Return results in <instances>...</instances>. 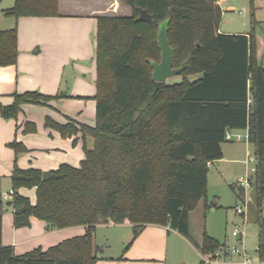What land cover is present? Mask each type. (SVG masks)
<instances>
[{
	"label": "trees",
	"instance_id": "trees-1",
	"mask_svg": "<svg viewBox=\"0 0 264 264\" xmlns=\"http://www.w3.org/2000/svg\"><path fill=\"white\" fill-rule=\"evenodd\" d=\"M122 1L129 16L96 17L94 126L44 121L63 138L89 135L93 148L83 145L78 168L62 164L42 172L14 164L10 177L14 228L28 227L34 217L48 229L83 226L85 233L20 256L0 247V264H97L102 249L94 232L101 224H131L134 237L148 224L169 226L190 240L188 216L207 195L209 164L222 158L225 132L245 128L257 159L253 218L264 261V68L253 32L220 33L223 11L215 0ZM248 2L253 10L254 0ZM138 9L151 22L138 20ZM2 14L15 20L59 16L57 0H14ZM166 19L172 67L186 63L181 80L171 84L151 76V63L160 61L158 25ZM17 57V28L0 31V67L15 65ZM62 97L16 94L10 105L0 104V117L16 119L24 104ZM30 125L24 132L35 131ZM8 147L16 157L23 152L16 141ZM230 187L241 199L243 191ZM23 188L35 189L34 204L18 193ZM196 246L209 258L224 247L206 233Z\"/></svg>",
	"mask_w": 264,
	"mask_h": 264
},
{
	"label": "crops",
	"instance_id": "crops-1",
	"mask_svg": "<svg viewBox=\"0 0 264 264\" xmlns=\"http://www.w3.org/2000/svg\"><path fill=\"white\" fill-rule=\"evenodd\" d=\"M13 5L14 0L7 3L0 0V31L17 28L18 50L15 65L0 67V104L10 105L14 95L26 92H37L48 97L64 95L46 105L24 104L16 119L5 120L0 117V247L11 246L14 254L20 256L37 248L45 251L66 239L85 233L83 226L48 229L45 222L34 217L30 219L28 227L14 228L12 209L10 206L3 207L2 199L6 200L4 197L12 191L10 177L14 164L21 170L37 169L42 172L55 170L62 164L78 168L84 159L83 145L88 149L93 148L94 140L89 135L84 140L80 133L63 138L56 130L46 128L44 121L49 116L60 124L72 122L94 126L96 17L129 16L131 9L122 0H57L59 16L21 17L15 20L2 14ZM222 11L235 9L233 5H227ZM219 32L233 35L248 33L222 32L220 29ZM259 57L257 50L258 63ZM197 78L198 75L188 77L190 81ZM250 101L251 96L248 95ZM30 124L35 126V131L24 132L25 127L31 128ZM245 129L243 134L242 130L230 132L244 137L247 134ZM13 141L23 148L17 157L8 147ZM250 146L244 138L223 143L222 158L209 164L207 188L220 190L223 181H228L226 178L231 176V166L244 162L243 158L249 154ZM212 166L213 171L210 172ZM4 188H10L8 194ZM18 193L27 197L31 204L35 203V189L23 188ZM235 195L237 197L236 192ZM213 197L215 199L216 196ZM199 203L188 216L189 234L194 244L169 226L148 224L134 237L131 224L97 225L94 243L102 249L97 264H176L177 259L183 260L184 251L181 249L191 250L197 255V260L191 264L203 263L206 257L196 245L201 244L203 234L207 232L202 229L193 236L191 220L202 221L209 207L217 203ZM200 205L202 208L197 210ZM100 229L102 238L98 243ZM110 241L115 248L111 249ZM217 242L222 244L219 240ZM173 248L175 253H172ZM183 263L186 261L183 260Z\"/></svg>",
	"mask_w": 264,
	"mask_h": 264
},
{
	"label": "rangeland",
	"instance_id": "rangeland-1",
	"mask_svg": "<svg viewBox=\"0 0 264 264\" xmlns=\"http://www.w3.org/2000/svg\"><path fill=\"white\" fill-rule=\"evenodd\" d=\"M11 0H5V3ZM233 5L235 11L223 12L222 20L219 29L222 32H234L245 33L252 31L257 40V50L259 52V63L264 67V0H254V9L250 8L248 0H228L223 6ZM239 11L241 13H239ZM131 14V13H130ZM129 14V15H130ZM181 77L179 75L173 76L166 80L167 83L179 82ZM242 130V134H243ZM224 147V146H223ZM249 154L254 156L253 147H249ZM245 159V158H243ZM244 161V160H243ZM233 171L228 181H223L222 188L220 190L212 187L207 188V195L202 199L201 204L206 201L208 205H211L214 201L217 203L215 206L209 207L205 216L201 220H191L192 235L196 236L204 229L207 234L219 240L225 246L220 248L219 251L229 252L230 257L224 256L222 253H218L219 257L209 258L208 264H234L235 262L242 261L243 258L248 260V264H264L263 260H260L257 253L258 246V226L254 221L255 204L253 200V189L245 193V200L248 201L246 206L243 205V196L241 199L236 197L235 192L229 187L231 184H235L236 180L243 177L246 173V166L244 162L240 165L233 164L231 166ZM213 171L210 168V172ZM212 183H210L211 185ZM5 189V188H4ZM10 189V188H9ZM9 189H5L6 194L9 193ZM215 195V199L213 197ZM10 200L2 199V206L7 208ZM200 204V203H199ZM236 206H241L244 214L237 213L235 211ZM202 205L197 210H200ZM261 214L264 217V199L261 204ZM195 211V210H192ZM197 212V211H196ZM195 214V213H194ZM237 231V234L241 236L240 240H236L237 236H233L232 232ZM113 231V230H109ZM101 229L98 231L97 241L100 243ZM113 237L111 233L110 238ZM189 240V239H188ZM194 244L192 239L189 240ZM112 241H110L111 249L115 248ZM184 252L183 260L177 259L176 264H191L192 261L197 260V255L191 250L181 249ZM228 250V251H227ZM175 249H172V253H175ZM112 252V251H111ZM200 261V259H198ZM211 262V263H210ZM201 264H205L204 262Z\"/></svg>",
	"mask_w": 264,
	"mask_h": 264
},
{
	"label": "water",
	"instance_id": "water-1",
	"mask_svg": "<svg viewBox=\"0 0 264 264\" xmlns=\"http://www.w3.org/2000/svg\"><path fill=\"white\" fill-rule=\"evenodd\" d=\"M139 17L138 20L151 22L152 17L147 13V11L138 9ZM167 23L168 20H164L158 25L157 31V42L160 49V61L158 63L152 62V80L156 82H165L167 79L179 75L186 66L183 62L181 67H172V47L169 44L168 34H167Z\"/></svg>",
	"mask_w": 264,
	"mask_h": 264
},
{
	"label": "built area",
	"instance_id": "built-area-1",
	"mask_svg": "<svg viewBox=\"0 0 264 264\" xmlns=\"http://www.w3.org/2000/svg\"><path fill=\"white\" fill-rule=\"evenodd\" d=\"M216 3L218 4V6L221 8V10L224 9V5L227 3L228 0H215ZM239 13H241L239 11ZM247 134L246 136H241V135H237V134H231L230 131H226L225 132V140L226 141H241L243 138L245 140H248V128L245 129ZM244 164L246 166V173L243 177H240L236 180V185L243 191V205L246 206L248 204V201L246 202L245 200V193L247 191H250L253 189V183H254V180H255V176H256V172H257V159H256V156H251L250 154H246L245 155V159H244ZM11 196H12V192H10L8 195H6L4 197V199H11ZM235 211L237 213H240V214H244L243 211H242V208L241 206H236L235 208ZM232 235L233 236H237L239 238V240L241 239V236L237 234V231H233L232 232ZM221 250V249H220ZM228 251V250H227ZM218 253H222L224 256H227V257H230V253L229 252H224V251H217L215 253V257H219V254ZM203 262L205 264H208V260L207 258H204L203 259ZM211 263V262H210ZM236 264V263H234ZM240 264H248V260L244 259L242 260V262Z\"/></svg>",
	"mask_w": 264,
	"mask_h": 264
}]
</instances>
